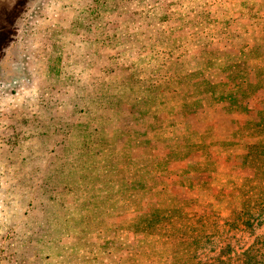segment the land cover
Here are the masks:
<instances>
[{"label": "rangeland", "instance_id": "374dc122", "mask_svg": "<svg viewBox=\"0 0 264 264\" xmlns=\"http://www.w3.org/2000/svg\"><path fill=\"white\" fill-rule=\"evenodd\" d=\"M201 68L212 72L211 78L200 77ZM180 104L186 118L216 121L218 143L227 147L223 171L214 176L216 163L186 167L180 161L187 154L209 159L202 144L210 143L212 134L197 132L200 138L170 145L164 169H173L159 180L116 189L111 199L92 198L98 210L114 212L107 229L99 221L102 211L70 222L67 212L66 218L58 214L60 200H48L51 192L44 193L51 176L45 166L48 136L54 129L76 125L91 138L94 128L108 122L105 114L113 113V121L123 120L130 135L160 105L165 115L177 116ZM31 112L38 129L31 120L22 124ZM263 114L264 0H0V263L168 264L167 259H178L173 253H185L180 242L192 236L181 238L184 231L177 228L195 225L194 232L202 227L212 232L213 223L232 218L244 193L264 183L258 161L264 150ZM129 118L137 123L133 128ZM52 156L54 170L67 158L70 180L72 171L89 172L86 163L96 160L92 151L82 160L65 157L62 147ZM112 157L123 159L120 153ZM199 171L202 177L194 175ZM84 178L90 187L88 175ZM87 202L90 198L82 203ZM117 203L123 210L112 208ZM177 209L196 221L191 217L186 226L183 218H168ZM164 211L163 233L171 237L140 225L142 218ZM255 232H238L232 238L235 252L263 235L264 224ZM213 243L201 251L202 260L220 252H211L213 247L225 245L219 238Z\"/></svg>", "mask_w": 264, "mask_h": 264}, {"label": "crops", "instance_id": "0c3cea01", "mask_svg": "<svg viewBox=\"0 0 264 264\" xmlns=\"http://www.w3.org/2000/svg\"><path fill=\"white\" fill-rule=\"evenodd\" d=\"M180 98L184 99V97ZM192 100H196V98H193ZM170 103L166 104L170 105ZM162 108L163 105H160V110H156L154 113H152L153 117L146 118L144 121L145 126L141 127L139 131L131 130L130 135H128L126 127H123L125 124L123 120L120 122L113 121V119L116 117V115H113V113L105 114V119L106 116L109 119L108 122L105 123L101 129L94 128V134L91 136V138L90 136H82L83 131H79L77 127H75L76 125L73 124L71 125L74 127L54 129L52 132L53 137H51V134L48 136L51 138L50 141L52 143L49 144V147L51 148L50 151L47 152L49 158L45 166H47V169H51H49L51 176L48 178V180L45 179L46 188L44 193L47 194L48 191L51 192V194L47 197L48 200H60L58 214L62 215V217L64 216V218L69 216L70 219L68 221L70 222L74 218H82V216L90 213L88 211H91L90 214L94 213L96 215L102 214L100 212L102 211L103 214L101 215V220L99 221L101 224H103L102 227L107 229L106 227H108V219L111 218L110 215H112L114 212L112 209H110V207L98 210L99 205L97 201L92 202L94 201L92 198L99 199L101 195L104 196L105 199H111L114 197L116 189H124V191H128V186L135 185L136 183L151 184L155 180H159L163 171L173 169V166H171V168L164 169L165 161L170 162L169 160L165 159L166 153L172 152L170 150V145H172V143H180V145H183L187 138H200V136L196 134L197 132H200L206 136L208 133L212 134V136H210L208 139L210 143L202 144V147L205 145L208 146L205 148V150L209 152V159H196V156L192 157L187 154L182 159H180V161H183L182 163H185L187 165L186 167L189 166L190 162L194 163L193 165L196 167H206V165L210 167L216 163L215 166L218 167V171H211L214 176H216L217 173L223 171V169L221 170L219 167L221 163L224 164V155H226L225 152L227 147L224 145V143H218L219 130L216 128V121L209 122L208 120L205 121V119L195 116L186 118L185 112L183 113L181 111L184 108L183 104H180L177 107V116H175V113H173L172 116L165 115L163 113L165 111H162ZM155 109H158L157 106ZM120 112L126 113L125 109H122ZM137 113H139V111ZM88 114L91 115L92 111H90ZM180 114L182 115V119L179 116ZM210 116V121H213L214 115L212 114V111ZM126 121L128 122V126L130 128H133L137 124L136 121L131 118ZM115 124L117 125L115 126ZM181 131L184 132L185 135H182ZM174 132H178L179 134H175ZM60 137H62V140ZM112 138L116 139V142L113 145H103L102 143L104 142H101L103 140L111 141ZM87 139H90L91 143L89 145L85 144V141H89ZM58 147H62L63 155H67L65 157L73 154L77 159L80 158L81 160L87 151H92V154L96 155V160L92 159L90 160L89 164L86 163V166L90 167L89 172H82V170L72 171V174H74V179L70 180L67 176L69 171L64 169V167L67 165V158L60 160L55 170L52 169L54 166L51 163V159L53 157L52 155L58 153ZM114 153H117L118 155L120 153L123 155V159L119 160L117 158H113L112 155ZM192 158L193 160H191ZM180 165L182 166V164ZM57 170H64L66 172L62 173L58 172ZM84 173L89 177V183H91L90 187H85V185H83L86 180V178H84V176H86ZM197 173L201 172L199 171ZM197 173H194V175L197 177L201 175L202 177V173ZM210 173L208 175H210ZM48 181H50L49 184ZM70 181L74 182L69 183ZM96 183L100 184L96 185ZM126 197L127 195L123 196V198ZM89 198L90 203L87 202V204L84 205L82 203L83 199ZM113 207H119L121 209L123 208V204H113L112 208ZM92 210L95 211L92 212ZM65 212H67L68 216L65 215ZM123 212L126 213V210ZM104 220L107 221L105 222ZM133 222L135 221L132 220L131 224ZM125 224L126 223H124V225ZM131 224H127L128 230L130 232ZM123 229L125 230V227Z\"/></svg>", "mask_w": 264, "mask_h": 264}, {"label": "trees", "instance_id": "16d2710c", "mask_svg": "<svg viewBox=\"0 0 264 264\" xmlns=\"http://www.w3.org/2000/svg\"><path fill=\"white\" fill-rule=\"evenodd\" d=\"M203 63V62H202ZM202 69V68H201ZM197 71V74L202 77L204 80L211 78L212 72L206 73L205 70ZM209 83V82H207ZM35 112H31V119L22 120V124H28L29 120H31L32 125L36 129H38V124L34 116ZM264 115V114H263ZM35 131V130H34ZM42 142V140H41ZM103 145L114 144L116 142L115 138H112L111 141H101ZM100 142V144H101ZM262 148H264V142L260 144ZM264 150L262 151L261 158H258L261 162V165H264ZM257 191L255 189H249L246 193L242 195L241 199V207L239 206L237 210L232 213L229 218L226 219V223L223 225L212 224L213 226L212 232H209L208 227L200 228L199 232L197 231V227L195 225L187 227L185 230L183 228H177V231L180 232L181 238H185L189 233L192 236V239L188 242H180V246L185 251V253L175 252L174 256H179L178 259H172L171 261L167 258L166 263L168 264H264V234L257 235L256 239L246 248L242 250V252H235V242L233 243L232 238L237 235L238 232H244L248 234H255V229L261 227L264 224V183L260 184L257 187ZM253 192L252 196H249ZM175 211V210H174ZM164 212H159L155 216H149L141 219L140 225L143 229L151 230L155 227L159 234L164 238L171 237V235H166L163 231L166 229V226L163 224V220L166 219V215ZM179 218L184 221L186 225L187 221L190 223V218L192 217V222H195L197 217L191 216L188 214L181 212L180 209L168 215V218ZM199 219H205V217H199ZM186 220V221H185ZM186 222V223H185ZM200 222V221H199ZM187 226V225H186ZM215 227V228H214ZM194 233V234H193ZM219 238V243H225L224 246H215L211 249V252L220 249V252L214 255H209V259L202 260L200 258V253L202 250L207 249V247H211L210 244L213 243V239ZM201 240H204L203 242ZM165 249H161L163 252ZM167 251V250H166ZM189 252V254H188ZM163 261V260H162Z\"/></svg>", "mask_w": 264, "mask_h": 264}, {"label": "built area", "instance_id": "2783aa9c", "mask_svg": "<svg viewBox=\"0 0 264 264\" xmlns=\"http://www.w3.org/2000/svg\"><path fill=\"white\" fill-rule=\"evenodd\" d=\"M7 236L10 238V240H12L11 238H13V233L12 232H8ZM7 238V237H6ZM1 264V263H0ZM13 264H16L15 260H13Z\"/></svg>", "mask_w": 264, "mask_h": 264}]
</instances>
